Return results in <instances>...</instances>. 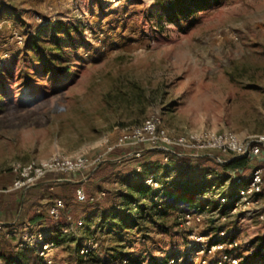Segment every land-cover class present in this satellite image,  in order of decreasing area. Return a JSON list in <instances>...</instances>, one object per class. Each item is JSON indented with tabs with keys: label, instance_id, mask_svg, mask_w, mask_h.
<instances>
[{
	"label": "rangeland",
	"instance_id": "obj_1",
	"mask_svg": "<svg viewBox=\"0 0 264 264\" xmlns=\"http://www.w3.org/2000/svg\"><path fill=\"white\" fill-rule=\"evenodd\" d=\"M154 1L0 0V12L9 21L0 29V76L10 84L12 95L0 112V180L12 178L15 163L46 160L57 154L98 161L91 170L104 167L119 150L121 158L135 166L148 148L108 149L152 116L161 118L162 129L172 139L203 130L233 132L240 139L264 135V0H226L196 15L192 27L158 23L150 17ZM13 9L22 17L9 15ZM29 15L42 26L34 36L25 26ZM55 26L69 28L81 47L67 48L58 57L53 36L63 40L66 36L62 30L55 32ZM13 29L25 37L21 49L11 40ZM32 40L41 52L48 51L56 67L69 68L71 74L62 79V85L50 76L42 77L29 99H22L23 74L29 67L32 74L31 66L35 67L30 57L41 72L43 68L44 57L26 51ZM176 153L196 155L182 149ZM136 169L141 172V167ZM89 170L71 177V182L83 188L94 175ZM122 178H113L107 190L117 188ZM57 188L46 195L30 193L38 200L32 201L31 208L25 203L19 213L16 210L12 222L28 226L29 212L46 210L52 203L48 196ZM216 206L214 209L227 212V205ZM92 213L76 206L75 216L67 211L54 219L70 217L85 223L52 248L54 264H115L109 260L114 250L129 255L131 264H167L187 253L191 230L207 237L205 245L216 242L218 232L225 230L238 240L241 248L236 256L247 264L255 253L256 240L264 237V224L255 216L226 221L205 216L185 231L179 227L176 212L159 220L172 228L171 236L152 227L146 233L110 235L107 229L93 231L86 219ZM28 231L34 237V230ZM22 235L6 236L18 253L35 246L30 238L23 241ZM84 240L96 248L81 263L77 252ZM22 241L25 244L20 248Z\"/></svg>",
	"mask_w": 264,
	"mask_h": 264
},
{
	"label": "trees",
	"instance_id": "obj_2",
	"mask_svg": "<svg viewBox=\"0 0 264 264\" xmlns=\"http://www.w3.org/2000/svg\"><path fill=\"white\" fill-rule=\"evenodd\" d=\"M226 0H155L153 9L150 12L154 14V20L166 22L172 25H186L192 27L195 17L199 13L206 12L212 8L219 7ZM9 15L22 17V14L13 9ZM2 15V12H0ZM27 33L34 36L42 28L41 25L33 21L29 15L28 22L25 25ZM64 31L66 38L54 37L55 51L58 57L67 48L76 49L81 47L69 28L55 26V32ZM55 35V34H54ZM27 52H33L43 56L42 72L38 68L36 61L32 57V63L35 67L32 74H29L30 67L25 70L24 86L20 92L22 99H29L32 95V89L38 84L42 77L50 76L57 85H62V79L71 74L69 68L56 67L53 60L49 57L48 51L42 50L36 40H32L26 46ZM28 58V56H25ZM41 58H39L40 60ZM38 61V60H37ZM11 86L6 78L0 76V112L3 110L4 103L12 99L10 93ZM119 150H116L110 160L104 165L95 166L89 172L94 171L92 179L88 184L83 185V190L88 199L97 197L100 193H105V197L99 199L96 203H78L75 199L76 190L79 185L73 182H54V175L50 174L47 178L38 183V186L44 187L42 193L48 194L53 187H58L55 193L49 194L48 198L52 200H62L73 216L76 214V206L85 210H93L92 214L87 216V223L93 227V231L98 232L101 229H107V234L124 235L132 231L146 233L149 228H155L159 234L171 236L172 228L166 226L165 222L159 220L165 219L170 213L179 212L183 207L203 210L207 202L198 200L205 191L212 187H222L229 183L228 189L223 193L224 197L233 198L237 185L230 174L235 169H241L242 173L247 172L251 167L247 161L233 160L226 165L218 164L206 157H196L189 154H174L166 156L159 150L143 151V155L138 159L134 166L130 160L121 158ZM120 157V158H118ZM118 158V159H117ZM120 160V161H119ZM119 166L123 167L118 170ZM137 166L141 167V172L137 171ZM98 167V168H97ZM97 168V169H96ZM117 175L123 176L119 186L107 190L106 185ZM0 180V190L6 191L12 184L13 175ZM150 177H154L161 188L156 189L148 186L146 183ZM27 192H6L8 203L16 205L17 213L21 206L30 203V208L35 200ZM2 197V196H1ZM41 197H39V200ZM19 200V204L17 202ZM43 200V198H42ZM33 201V202H32ZM159 201V202H158ZM49 205V206H51ZM210 207L215 208L220 205L219 202H210ZM23 208V207H22ZM43 212V213H42ZM38 212H29V223L37 224V231L45 234V242L53 246H58L62 240V232L66 226L65 218L54 220L48 216L47 209ZM15 219V217H14ZM12 226L21 228L22 226L11 222ZM216 242L212 244H218ZM83 245L80 242L79 250ZM82 263V257H80ZM127 260L131 264L129 255L122 254L114 250L113 256H110V262H120ZM84 260V259H83ZM251 262L247 264L264 263V237L256 240V250ZM0 261L2 264H43L35 249H25L20 253L16 252L11 242L6 239V234L0 233Z\"/></svg>",
	"mask_w": 264,
	"mask_h": 264
},
{
	"label": "built area",
	"instance_id": "obj_3",
	"mask_svg": "<svg viewBox=\"0 0 264 264\" xmlns=\"http://www.w3.org/2000/svg\"><path fill=\"white\" fill-rule=\"evenodd\" d=\"M115 2L116 0H108ZM9 23L6 17L0 15V29ZM11 40L16 48H23L25 37L18 29H13ZM7 56V55H6ZM127 146H144L151 150H161L169 155H174L175 150H187L196 157H206L221 165H226L233 160H244L249 165L255 163L247 174H243L241 169H235L231 174L237 185V191L233 198L223 196L228 189L229 183L222 187H212L198 197L199 201L207 202L201 212L200 209H190L183 207L178 212L177 219L179 227L187 229L195 224H200L205 216L220 218L226 221L229 217H252L255 216L257 221L264 224V135L248 136L240 139L233 132L216 133L203 130L197 133H190L186 136L172 139L166 131L162 129V120L158 116H152L147 119L141 126L134 127L130 132L121 135L114 147L109 148L111 152L115 148H124ZM139 155V154H138ZM98 161L91 162L85 156H76L69 158L57 154L46 160L34 161L27 164L15 163L11 168L13 175V184L5 192H27L34 188L39 182L45 180L48 175H54V182L63 183L71 182V177L87 172L90 167ZM153 188H159V184L154 177H150L146 183ZM105 193H100L97 197L88 199L83 188H78L75 193V199L78 203H96L99 199L104 198ZM219 202L227 205L226 213L219 208L210 207V202ZM253 207H255L253 209ZM42 210H38L41 213ZM67 212L66 205L62 200H55L47 208L48 216L58 219L61 213ZM84 221H73L70 217L66 218V226L62 235L71 234L77 229L84 226ZM29 228L20 231L15 226L6 230L5 226L0 224V233L6 234L10 238H18L22 235L23 241L28 239L34 240V249L40 257L43 264H54L51 254L54 247L45 242V234L37 231L28 236ZM189 233V232H188ZM189 235L192 240L187 246V253L183 258H173L168 260L167 264H178L186 261L187 264H241V258L236 254L241 248L238 240L228 234L225 230H220L217 234L218 244H203L207 237L196 236L194 232ZM21 242L19 247L23 248L25 242ZM201 243V244H199ZM96 244L89 240H84L79 256L87 260L95 251ZM210 256V257H209ZM115 264H128L127 260L116 262Z\"/></svg>",
	"mask_w": 264,
	"mask_h": 264
},
{
	"label": "crops",
	"instance_id": "obj_4",
	"mask_svg": "<svg viewBox=\"0 0 264 264\" xmlns=\"http://www.w3.org/2000/svg\"><path fill=\"white\" fill-rule=\"evenodd\" d=\"M55 179V177H54ZM14 180V178H13ZM13 180H12V184H13ZM11 184V186H12ZM10 186V187H11ZM44 190V187L41 186H35L34 188H32V190L30 191V193L35 192V191H40L42 192ZM6 193L5 191H1L0 190V224H2L3 226H5L6 230L12 228V218L15 217V212H16V207L15 205L11 206L8 203L9 198L4 194ZM2 196V197H1ZM8 198V200H7ZM29 227L31 231L37 229V224H28V226H22L21 228H18L20 231H23L25 228ZM18 250V249H15ZM20 252V251H19Z\"/></svg>",
	"mask_w": 264,
	"mask_h": 264
}]
</instances>
